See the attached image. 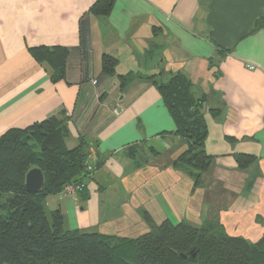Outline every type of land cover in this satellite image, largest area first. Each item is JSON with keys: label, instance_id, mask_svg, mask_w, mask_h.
I'll return each mask as SVG.
<instances>
[{"label": "crops", "instance_id": "1", "mask_svg": "<svg viewBox=\"0 0 264 264\" xmlns=\"http://www.w3.org/2000/svg\"><path fill=\"white\" fill-rule=\"evenodd\" d=\"M94 1L0 0V135L63 117L66 146L83 139L98 159L86 190L75 200L48 195L46 211L60 209L65 229L84 233L134 238L148 229L145 211L155 223L217 222L229 236L259 240L264 0H114L108 15L88 16L84 73L79 19ZM39 45L68 48L63 77L34 59L28 48ZM103 54L117 60L113 75L102 74ZM161 67L184 73L205 97L211 163L198 186L171 164L185 141L149 77ZM238 155L251 159L241 165Z\"/></svg>", "mask_w": 264, "mask_h": 264}, {"label": "trees", "instance_id": "2", "mask_svg": "<svg viewBox=\"0 0 264 264\" xmlns=\"http://www.w3.org/2000/svg\"><path fill=\"white\" fill-rule=\"evenodd\" d=\"M113 1L95 0L79 19L78 48L84 73L90 52L88 16L108 15ZM157 30L152 27L154 34ZM28 49L34 59L52 68L54 77L64 76L68 48L39 45ZM101 59L102 74L113 75L117 60L108 54ZM157 76L163 79L155 80ZM149 77L173 120V134L185 141L171 164L183 166L198 186L211 163L204 148L205 97L192 92L191 83L180 71L159 70ZM118 78L123 87L127 79ZM66 132L65 118L52 116L0 135V197L8 194L0 201V264H264V234L250 242L229 236L217 222L192 225L163 219L155 223L143 211L148 229L134 238L65 229L60 209L47 212L44 199L58 194L75 200L98 167L95 158L94 170L87 169L90 145L82 139L67 147ZM236 158L241 165L251 159L244 155ZM34 167L42 171L44 181L39 191L31 193L24 183L26 173ZM69 184L81 188L66 195L64 187Z\"/></svg>", "mask_w": 264, "mask_h": 264}, {"label": "water", "instance_id": "3", "mask_svg": "<svg viewBox=\"0 0 264 264\" xmlns=\"http://www.w3.org/2000/svg\"><path fill=\"white\" fill-rule=\"evenodd\" d=\"M161 71L164 72V69H161ZM43 181L44 177L42 171L37 167L31 168L25 176V189L28 192L35 193L41 189Z\"/></svg>", "mask_w": 264, "mask_h": 264}, {"label": "built area", "instance_id": "4", "mask_svg": "<svg viewBox=\"0 0 264 264\" xmlns=\"http://www.w3.org/2000/svg\"><path fill=\"white\" fill-rule=\"evenodd\" d=\"M249 69H253L254 66L251 65V64H247L246 65ZM93 83H95L93 81ZM96 158V154H95V150H94V147H92L91 145L88 147V154H87V157H86V165H87V169L88 170H94V162L93 160ZM81 188V185H72V184H69V185H66L64 187V193L66 195H74V193L76 192V190L80 189Z\"/></svg>", "mask_w": 264, "mask_h": 264}, {"label": "rangeland", "instance_id": "5", "mask_svg": "<svg viewBox=\"0 0 264 264\" xmlns=\"http://www.w3.org/2000/svg\"><path fill=\"white\" fill-rule=\"evenodd\" d=\"M161 69H162V67L160 68V70H161ZM34 147H36V146H34ZM36 148H37V147H36ZM95 154H96V153H95ZM7 195H8V194H4V195L2 194L1 197H0V201L3 202L4 199L7 197ZM48 211H49V210L47 209V212H48Z\"/></svg>", "mask_w": 264, "mask_h": 264}]
</instances>
